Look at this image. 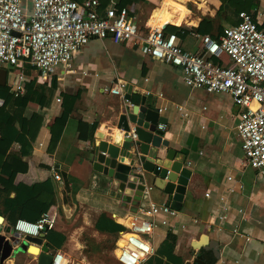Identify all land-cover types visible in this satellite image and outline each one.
<instances>
[{
	"label": "crops",
	"instance_id": "0c3cea01",
	"mask_svg": "<svg viewBox=\"0 0 264 264\" xmlns=\"http://www.w3.org/2000/svg\"><path fill=\"white\" fill-rule=\"evenodd\" d=\"M112 1L119 0H109L102 9ZM160 1L134 2L128 7L137 18L153 8L150 18L153 26L166 25L163 13L168 12L172 16L170 32H177L184 49L200 52L203 44L192 32L202 18L195 17L192 25L183 27L190 18L177 17L183 8L175 11L166 5L172 0L161 4ZM205 1L208 7L203 8L214 17L213 11L221 1H214L216 8ZM23 2L29 9L32 7V0ZM223 54L213 56L227 63L229 60L225 61ZM4 68L7 70L4 86L10 92L15 70L12 66ZM24 73L26 79L36 77L37 82L48 86L56 76L58 87L42 108L30 152L22 155L20 144L14 142L4 159L0 154V162L10 159L18 169L12 184L4 180L9 176L0 170V256L2 235L7 238L16 232L11 219L32 220L28 217H36L42 205L48 203L39 219L46 213L55 217L52 233L43 231V243L48 244L50 252L65 254L67 264H123L115 252L117 237L127 230L124 216L136 212L139 205H147L149 199L169 202L168 194L153 185V175L147 181L152 186L149 196L142 195L138 202L135 192L121 191L119 181L102 172V166H108L94 155L92 144L100 140L97 131L104 132L105 139L115 144L110 136H115L117 130L124 133L117 128V122L128 103L120 94L110 91L120 79L126 81L124 96L132 106L144 103L157 108L166 118L161 130L167 145L161 144L157 156L173 162L180 160L183 167L192 171L180 207L175 208L176 215L170 217L168 224L154 229L151 237L154 252L143 264L264 263V176L247 162L238 130L240 106L231 94L191 88L183 81L180 67L154 58L140 44L116 43L110 36L90 38L74 54L68 68H57L50 82L38 80L34 69L31 74L25 70ZM78 90L80 99L66 120L58 143L52 147L53 130L60 131L55 120L63 109L62 100L56 97ZM180 105L182 110L178 108ZM38 110V103L30 101L26 116ZM9 122L19 127L14 117ZM55 171L61 179L56 178ZM37 183L44 184L37 195L18 185ZM25 202L32 205L27 211L21 210ZM204 235L215 240L218 247L209 244L197 247L196 241ZM18 246L14 245V249ZM38 250L41 245L30 241L26 251H14L2 264H37Z\"/></svg>",
	"mask_w": 264,
	"mask_h": 264
},
{
	"label": "built area",
	"instance_id": "2783aa9c",
	"mask_svg": "<svg viewBox=\"0 0 264 264\" xmlns=\"http://www.w3.org/2000/svg\"><path fill=\"white\" fill-rule=\"evenodd\" d=\"M255 1L256 6L241 11L240 21L225 26L218 38L193 30L203 48L191 52L182 47L177 32L167 31V24L153 26L149 19L142 30L131 9L119 7L116 1L101 13L99 0H32L30 9L23 0H0V70L14 66L10 92L17 96L25 90V63L36 71L38 80L50 82L57 68H68L74 54L92 37L110 36L116 43L140 44L154 58L180 67L183 81L191 88L231 94L240 106L238 130L247 162L264 176V0ZM223 53L227 63L212 59ZM125 87L126 81L119 79L110 91L120 94L128 108L132 104L124 96ZM4 103L0 97V106ZM178 108L183 109L182 105ZM130 136L136 138V132L130 131ZM55 176L61 179L56 171ZM151 188L147 184L143 195L148 197ZM176 213L170 204L149 199L147 205L124 216L127 230L116 239L118 260L143 264L154 252V229L168 224ZM54 224L55 217L46 213L38 221L18 219L14 230L18 235H39ZM262 255L264 258V245ZM68 261L65 254L57 252L52 264Z\"/></svg>",
	"mask_w": 264,
	"mask_h": 264
},
{
	"label": "water",
	"instance_id": "95a60500",
	"mask_svg": "<svg viewBox=\"0 0 264 264\" xmlns=\"http://www.w3.org/2000/svg\"><path fill=\"white\" fill-rule=\"evenodd\" d=\"M6 75V68H1L0 85L6 84ZM165 123L166 118L160 115L157 108L147 107L144 103L134 104L119 116L117 128L124 133L121 134L122 132L119 131L115 133L117 144L109 143L105 139V133L97 131L96 137L100 140L98 144L93 142L92 147L96 158L108 166V168L102 166V172H107L106 174L118 180V188L121 191L135 192L134 198L139 202L148 184L149 175H153V185L168 194V204L179 209L192 171L183 167V162L180 160L173 162L169 158L157 156L161 144L167 145V140L162 139L164 132L159 128L160 124ZM130 124H133V127ZM130 131H135L137 137L130 136ZM120 135L121 138L118 140ZM122 161H126L127 164ZM126 198L131 199L130 196ZM44 236L45 232L39 235L26 234L23 239L17 232L7 238L2 235L4 244L0 256L1 264L14 251H26L30 241L41 245V250L37 251V264H52L55 254L50 252L47 243H43ZM205 244L218 247V243L209 240L206 235L195 243L197 247ZM14 245L19 246L14 249Z\"/></svg>",
	"mask_w": 264,
	"mask_h": 264
},
{
	"label": "trees",
	"instance_id": "16d2710c",
	"mask_svg": "<svg viewBox=\"0 0 264 264\" xmlns=\"http://www.w3.org/2000/svg\"><path fill=\"white\" fill-rule=\"evenodd\" d=\"M147 0H119L118 6L125 7L128 6L130 3L134 2H141ZM170 0H161V3L168 2ZM211 5L215 8L214 2L207 0ZM219 3L218 0H213ZM221 4L217 10V17L218 22H216L215 17L210 18L209 16H203L200 20L198 26L194 27L195 31H198L201 34H210L215 38H218L219 35L223 32L225 24H236L240 21L239 13L243 10L250 11L256 6L255 0H220ZM109 0H103L100 5L99 9L101 10L102 7L106 6ZM201 7H207V3L205 0H201L199 3ZM190 9V8H189ZM102 9L100 12L103 13ZM191 11V9H190ZM191 13V12H190ZM165 22L171 23L172 16L168 12L163 13ZM194 17L191 13L190 18L185 22L188 24L194 23ZM172 24H168L167 27ZM174 26V25H173ZM176 27V26H174ZM187 31V29H186ZM214 61L219 62L218 58L212 56ZM14 69V66H12ZM32 66L25 63L23 70L27 74H31ZM58 87V80L57 77H53L51 85L48 86L46 83H39L36 80V77L27 78L25 81V90L23 93L15 96L13 93L9 92V88L4 85H0V97L5 99V103L3 106L0 107V154L2 158L6 157V153L8 152L9 148L13 145L14 142H18L20 144V151L22 155H26L30 152V147L32 145V141L34 140L35 136L38 132V125L39 120L41 118L40 113L42 111L43 106H46L49 103V99L55 92ZM81 91L75 92H64L62 93V114L59 118H56L55 121L59 124L60 131H54L51 140V146L54 147L58 143V139L60 137V133L62 128L68 119L70 113L73 111L75 104L80 99ZM30 101L37 102L39 105V110L36 113H31L29 116H26L27 112V105ZM14 117L18 120L19 127L14 126L9 122V119ZM12 160L6 159L0 162V170L9 178H4L5 181L12 184L14 179L17 175L18 169H16L12 165ZM2 179V178H0ZM21 189L29 190L32 195H37L43 189V183L33 184L31 186H27L25 184H18ZM15 188L20 191L18 186ZM9 203V202H8ZM7 204V202H5ZM38 206L39 203H36ZM10 207L14 205V203L9 204ZM30 205L28 202H25L22 205L21 210L27 211ZM49 207L47 203L46 206H43L38 210V214L36 217H28L32 219L30 221H38L39 217L46 211ZM17 222V218L11 219V223L15 226ZM52 228V227H51ZM51 228H48L49 234L51 232ZM64 239V237H62ZM209 264H212L210 261Z\"/></svg>",
	"mask_w": 264,
	"mask_h": 264
},
{
	"label": "rangeland",
	"instance_id": "374dc122",
	"mask_svg": "<svg viewBox=\"0 0 264 264\" xmlns=\"http://www.w3.org/2000/svg\"><path fill=\"white\" fill-rule=\"evenodd\" d=\"M210 1L214 2L213 0H210ZM200 2H201V0H185V1H183V0H172V1H170L166 5H168L169 8H172V10L183 8V11H181L177 15V17L180 20L186 19L187 17L189 18L191 16V13H192V15H193L194 18L195 17H201L202 18L203 16H209L210 18H212L211 17L212 15L211 16L209 15L210 14V11L205 10L203 7H201L199 5ZM171 3H174V7L171 6ZM209 5L212 8L214 7L210 3H209ZM189 8L191 9V11H190ZM217 10H218V8L216 9V11H213L216 22H218V19H219L217 17ZM153 11H154L153 8H151V10L149 12H147V13L144 14L145 15L144 17H139L140 19L138 18L139 19L138 21H139V24H140L142 30H146V27H145L146 21H148L147 19H150L151 18V15H152ZM189 25L190 24H188V23L182 24L183 27H187ZM225 25H228V24H225ZM170 30H171V27H168L167 28V31H170ZM222 56H223V58H224L225 61L228 60V57H227L226 54H223ZM114 264H117V263L115 262Z\"/></svg>",
	"mask_w": 264,
	"mask_h": 264
},
{
	"label": "bare ground",
	"instance_id": "6f19581e",
	"mask_svg": "<svg viewBox=\"0 0 264 264\" xmlns=\"http://www.w3.org/2000/svg\"><path fill=\"white\" fill-rule=\"evenodd\" d=\"M119 108V107H118ZM118 131V130H117ZM122 134V133H121ZM110 137H112V139H114L115 140V136L114 135H112V136H110ZM121 138V135L118 137V140Z\"/></svg>",
	"mask_w": 264,
	"mask_h": 264
},
{
	"label": "clouds",
	"instance_id": "9594fccd",
	"mask_svg": "<svg viewBox=\"0 0 264 264\" xmlns=\"http://www.w3.org/2000/svg\"><path fill=\"white\" fill-rule=\"evenodd\" d=\"M20 236H22V237H23V235H20Z\"/></svg>",
	"mask_w": 264,
	"mask_h": 264
}]
</instances>
